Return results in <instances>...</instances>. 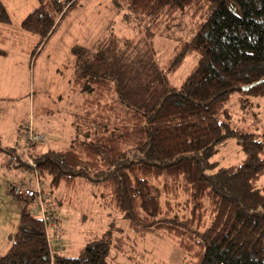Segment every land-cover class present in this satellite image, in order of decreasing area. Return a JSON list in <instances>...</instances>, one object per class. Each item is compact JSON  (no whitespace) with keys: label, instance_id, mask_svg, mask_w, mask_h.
<instances>
[{"label":"trees","instance_id":"16d2710c","mask_svg":"<svg viewBox=\"0 0 264 264\" xmlns=\"http://www.w3.org/2000/svg\"><path fill=\"white\" fill-rule=\"evenodd\" d=\"M77 1L37 0L20 27L40 45ZM109 2L140 35L109 32L73 45L69 85L82 99L69 143L39 149L23 142L21 155L0 145L7 164L46 180L54 210L61 201L53 192L87 186L133 234L173 239L186 263L264 264V0ZM0 23H9L1 0ZM156 35L179 40L165 65ZM193 54L196 63L173 84L170 75ZM228 139L244 158L219 166L212 157ZM32 210L21 208L0 264H108L110 246L133 259L111 224L87 232L74 256L49 253Z\"/></svg>","mask_w":264,"mask_h":264},{"label":"rangeland","instance_id":"374dc122","mask_svg":"<svg viewBox=\"0 0 264 264\" xmlns=\"http://www.w3.org/2000/svg\"><path fill=\"white\" fill-rule=\"evenodd\" d=\"M9 17L8 24L0 23V145L15 146L22 152L24 127L28 121L40 132L43 143L39 149H62L72 137L71 120L79 113L82 96L69 85L71 73L70 49L73 45L88 46L94 38L112 32L120 38H138V28L123 12H116L109 0H78L48 35L37 45L38 37L21 29L20 21L34 9L37 0H1ZM181 33L176 34V37ZM176 37L156 35L154 45L157 60L165 65L179 40ZM197 56L184 59L170 81L179 84L196 63ZM244 153L234 139L218 145L212 161L219 166L236 165ZM22 159V158H21ZM7 156L0 152V254L8 247L7 234L14 232L20 210L26 206L31 212L34 201L14 198L11 187L19 181L32 180L29 170L7 164ZM47 185L46 180H41ZM52 198H60L58 214L59 235L63 254L74 256L84 245L87 232L102 231L111 224L113 235L125 243L133 259H127L110 246L106 254L108 264H189L188 255L173 239L151 232L139 237L126 226L120 215L92 197L87 186L73 190L61 187Z\"/></svg>","mask_w":264,"mask_h":264},{"label":"built area","instance_id":"2783aa9c","mask_svg":"<svg viewBox=\"0 0 264 264\" xmlns=\"http://www.w3.org/2000/svg\"><path fill=\"white\" fill-rule=\"evenodd\" d=\"M24 130V143L29 144L34 142L39 145L43 143V135L40 132H35L33 130L30 121L27 122ZM23 151H25V147ZM27 161L29 164H31V161L28 158ZM10 193L14 198H34L35 206L33 207L32 213L38 216L43 223L49 253L61 252L63 250V242L58 235V226L55 222L56 215H58V210H54L46 204V202L50 199L49 189L47 186L35 178L34 181L28 180L25 183L14 184L10 189Z\"/></svg>","mask_w":264,"mask_h":264},{"label":"water","instance_id":"95a60500","mask_svg":"<svg viewBox=\"0 0 264 264\" xmlns=\"http://www.w3.org/2000/svg\"><path fill=\"white\" fill-rule=\"evenodd\" d=\"M258 82H260V81H258ZM254 84H256V83H254ZM247 88H248L247 86H244V87H243L244 90L247 89Z\"/></svg>","mask_w":264,"mask_h":264}]
</instances>
